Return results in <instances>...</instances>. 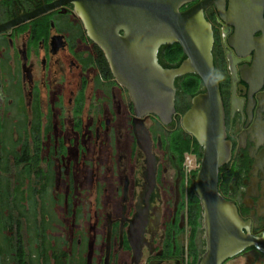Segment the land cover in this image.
Listing matches in <instances>:
<instances>
[{
  "label": "flooded vegetation",
  "instance_id": "af4514ba",
  "mask_svg": "<svg viewBox=\"0 0 264 264\" xmlns=\"http://www.w3.org/2000/svg\"><path fill=\"white\" fill-rule=\"evenodd\" d=\"M228 7L225 0L223 13L215 2L202 8L213 68L226 77L219 93L230 157L217 189L244 231L260 236L264 0L255 23L228 17ZM175 44L158 48L162 67L185 58ZM98 50L72 2L0 0V264H192L194 253L198 264L202 209L192 238L183 164L196 154L181 153L180 135L195 140L181 117L204 84L192 73L176 77L171 122L153 114L136 122L127 91ZM190 76L199 85L188 98ZM134 125L147 133L137 138ZM221 264H264V252L246 246Z\"/></svg>",
  "mask_w": 264,
  "mask_h": 264
},
{
  "label": "water",
  "instance_id": "95a60500",
  "mask_svg": "<svg viewBox=\"0 0 264 264\" xmlns=\"http://www.w3.org/2000/svg\"><path fill=\"white\" fill-rule=\"evenodd\" d=\"M74 4L88 37L102 51L111 74L125 88L136 122L153 114L168 124L175 113L174 80L185 74L204 77L213 68L211 26L202 8L215 2L225 11V0H203L180 10L190 0H67ZM263 0H228L226 15L242 23L261 17ZM177 43L185 58L176 67H162L158 48ZM205 87L194 95L181 117L183 129L202 147L194 191L202 209L205 248L198 264H221L246 246L264 252V232L255 236L244 231L245 224L233 203L218 192V171L230 157L225 139L223 106L219 85ZM135 127V125H134ZM143 127L134 128L137 138Z\"/></svg>",
  "mask_w": 264,
  "mask_h": 264
},
{
  "label": "trees",
  "instance_id": "16d2710c",
  "mask_svg": "<svg viewBox=\"0 0 264 264\" xmlns=\"http://www.w3.org/2000/svg\"><path fill=\"white\" fill-rule=\"evenodd\" d=\"M175 45L179 50L180 49L179 44L176 43ZM98 53H99L100 57L102 58L106 69L108 70L107 63L103 57L101 50H98ZM188 80L190 81V83L189 84L186 83L184 85L183 93L185 96H187L189 98L196 91V89L199 85V82H198L196 76H190L188 78ZM183 133H184V131H183ZM180 140H181V144H180L181 145V147H180L181 153H183L184 151H187L189 153H194V154H196L197 161L200 162L201 153L198 152V149H197L198 146H197L196 140L191 141L190 139H188V137L186 135H183V136L180 135ZM196 171H197V169L191 171L188 174V184H187V189H188V200H187L188 221L192 227V238L194 237L197 226H199V222L197 221V219L200 217V210H201L199 200H198V198L195 194V191H194V178H195ZM183 187L184 186L182 185V192L184 190ZM19 244H21V241H19ZM190 245L194 246L193 239L191 240ZM192 264H195V253H194V260H193Z\"/></svg>",
  "mask_w": 264,
  "mask_h": 264
},
{
  "label": "clouds",
  "instance_id": "9594fccd",
  "mask_svg": "<svg viewBox=\"0 0 264 264\" xmlns=\"http://www.w3.org/2000/svg\"><path fill=\"white\" fill-rule=\"evenodd\" d=\"M204 85L206 87H215L222 83L226 77L222 71L216 68H212L210 73L204 78Z\"/></svg>",
  "mask_w": 264,
  "mask_h": 264
},
{
  "label": "built area",
  "instance_id": "2783aa9c",
  "mask_svg": "<svg viewBox=\"0 0 264 264\" xmlns=\"http://www.w3.org/2000/svg\"><path fill=\"white\" fill-rule=\"evenodd\" d=\"M183 164H184V168H185L187 175L191 171L196 170L199 167V162L197 161V159L192 154L185 155Z\"/></svg>",
  "mask_w": 264,
  "mask_h": 264
}]
</instances>
